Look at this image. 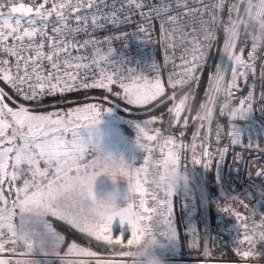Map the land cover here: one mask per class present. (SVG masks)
I'll use <instances>...</instances> for the list:
<instances>
[{
  "label": "snow or ice",
  "instance_id": "6c2138e0",
  "mask_svg": "<svg viewBox=\"0 0 264 264\" xmlns=\"http://www.w3.org/2000/svg\"><path fill=\"white\" fill-rule=\"evenodd\" d=\"M104 2L105 0H99L101 4ZM129 2L136 3V0ZM191 2L196 6L189 7L188 0H176V9L182 10L175 11V14H168L173 9L171 6H164L153 8L149 13L142 15L147 17L152 13L157 17L162 13L166 15V18L160 21V31L162 40L168 42V48H175L176 37L181 44L191 45L190 48H185V53H190V58L182 57L180 78L174 80L173 76L176 74H169L168 84L173 89L177 86H187L193 81L198 84L197 73L202 72L209 50L217 39V27L223 25L224 40L220 49V62L217 63L215 72L209 76L206 101L200 105L203 114L198 111L194 119L207 121L210 124L213 108L218 98L223 96L220 114L229 116L231 130L228 135L232 144H238L245 129L255 126V123L250 121V116L254 113L251 102L252 92L248 93L246 99L240 100L239 107H232L231 99L234 97V90L238 88V80L243 78L246 81L249 72L255 71L254 63L249 61H255V52L261 44H264V0H258L255 5L252 0H238L237 3L230 5L227 22H223L220 15L226 0H215L211 5L206 4L204 0H191ZM46 4L51 6L45 8ZM241 4L246 5L244 11L247 20L243 17L232 18L233 11L239 17ZM141 6L140 3H136L137 8ZM93 9L95 11H90ZM98 11L97 0H43V3L30 0L29 4L17 3V0H0V54L15 58L14 64L10 63L9 59L0 58V79L10 85L15 94L24 101L33 102L32 108L26 107L23 103L15 108L10 107L5 101H12L13 104H16V101L0 88V264H52L50 260L11 258L17 255L21 257L53 255L60 258L61 264H92L87 260H65L68 256L96 258L95 264H128L130 259L125 255V250L116 254L120 259L100 258L97 252L80 247L75 242L69 244L64 257H61L60 248L65 236L56 231L49 220L51 217L66 222L79 233L109 246L120 245L123 249L130 246L131 237L127 241H124L122 236L113 237V224L117 218H110L107 225H97L91 220L95 194L86 174L94 164L96 140L93 138L90 126L100 123L101 111L90 103L85 104L84 107L70 108L67 112L40 110L56 107L54 104H43L46 95L63 94L81 88H100L112 92L111 86L117 83L129 105L147 106L165 95V86L159 75L151 80L143 78L142 83L139 82L140 77H134L131 83L126 84L117 77L116 73H108L100 62H107L113 53L112 48H109L107 55H103L101 49L97 47L90 63L73 64V59L76 61L86 59L84 56L71 57L69 48H74L76 45L63 38L56 40L48 36L46 29L53 17L59 26L53 27L52 31L58 35L62 33L63 28L70 27V19L75 20L78 25L71 29L73 33L86 31L89 15L93 27H103L100 24L101 17L97 14ZM205 16L208 18L205 19ZM111 19L116 22L115 13L112 14ZM249 21L259 24V34H248L252 45L246 60L243 55L244 48L241 46L238 49V44L240 29L243 26L247 30ZM140 31L143 32L145 29L142 27ZM10 38L12 44L7 43ZM45 38L48 40V51H45ZM96 43L97 41L85 40L80 47L84 48ZM65 53L67 56L61 61V54ZM165 59L167 61L170 57L166 56ZM45 62L51 69L47 72L44 69ZM92 65L98 70V78L96 73H92L91 83L83 78L78 79L81 76L86 77L87 70ZM153 67L155 68V65ZM72 68L76 71H68ZM80 70L85 71L82 73ZM229 71L230 79H226ZM261 78H264V70L261 71ZM169 99L175 100V92ZM188 99L189 96L185 94L178 103L168 108V113L174 116L176 122H179L181 113L186 109ZM188 111L190 112L191 109L188 108ZM260 112L264 113V108H261ZM156 120L157 117L153 116L143 123L150 125ZM236 120L245 122L244 126L232 122ZM81 121L87 123L81 124ZM187 123L188 119L185 117L184 125ZM135 127L138 133L143 134L150 142L158 141L162 135L159 128L154 130L155 135H149L140 123H135ZM81 128L89 129L87 137L80 134ZM220 135V125H217V140ZM196 136L197 134L194 133V140ZM206 142L207 138H205ZM158 147L163 155L173 152L179 154L178 149L187 146L177 144L172 136H167ZM195 147L196 145L193 144V151ZM146 151L149 155L144 158L143 165L135 167L133 182L135 199L130 205L127 217L121 215L118 218L119 223L121 226L125 223L130 226L131 236L138 223H144L157 230L161 236L174 239L177 237V229L172 221L171 197L174 192H163V198L157 192H152L150 197L152 206H147L148 200L145 199L147 189L144 185L148 183L147 165L154 149L148 147ZM227 152V147L217 149L219 161L225 159ZM89 153L92 154V158L86 160L85 157ZM201 155L211 159L213 154L205 150ZM237 160L242 162V157H237ZM41 162L44 167H41ZM193 162L200 164L201 160L193 156ZM203 166L208 168L209 164L204 163ZM255 176L264 180V169L258 170ZM22 178V185L15 186ZM5 183L9 185V195L15 187V199L11 200V203L4 194ZM137 194H139L138 199ZM247 195L252 199L250 193ZM228 198L237 200L244 207L248 206L237 196L226 197ZM222 211L228 212L229 206H225ZM235 215L239 218L238 212ZM247 231L245 224L244 238L238 243L247 242L250 248H255L256 240L252 235H248ZM259 240H264V231L260 233ZM251 255H253L251 251L243 252L245 257Z\"/></svg>",
  "mask_w": 264,
  "mask_h": 264
},
{
  "label": "built area",
  "instance_id": "2783aa9c",
  "mask_svg": "<svg viewBox=\"0 0 264 264\" xmlns=\"http://www.w3.org/2000/svg\"><path fill=\"white\" fill-rule=\"evenodd\" d=\"M38 2L43 3V0H38ZM206 4L211 5L215 0H204ZM238 0H226L223 11L220 13L223 22H227L229 16V7L232 4L237 3ZM258 0H253V5H255ZM17 3L29 4L30 0H17ZM136 3H140L142 6L140 8L136 7ZM136 3H130L129 0H105L103 4L99 3L97 0L99 11L97 14L101 17L100 24L103 27H93L91 23V16L89 15V21L86 31H79L73 33L72 28H76L77 22L73 19L69 20V26L62 29L60 35L53 33L52 28L58 27L55 18H51L48 28L46 29L48 36L54 37L56 40L63 38L65 41H70L75 44L76 47H70L69 52L71 57L84 56L86 59L82 61L72 60V63H90L95 48L101 49V54L107 55L109 48L113 49L112 55L109 57L107 62L101 61V66L104 67L108 73H116L119 79H122L124 83L128 84L132 82L134 77H140V81L143 82V78L154 79L159 75L160 79H163L168 87L172 88L168 84L169 74L175 73L173 79H179L182 72L181 65L183 64L182 57L184 59L190 58V53H185V48H190L189 44H181L178 37L175 38V48H168L167 41L162 40V35L160 31V21L165 19L166 15L161 14L157 17L155 13H152L150 17L146 15L153 8H162L164 6H171L172 12L168 14H175V11H180L182 9H176V0H136ZM51 5L46 4L45 8H49ZM188 6L193 5L191 0H188ZM241 7V5H240ZM7 9H5L6 11ZM95 11V9L90 10ZM213 11H215L213 9ZM115 13L116 22L111 19L112 14ZM240 14V11H239ZM208 17L205 16V19ZM232 18H239L235 11L232 13ZM248 19V18H247ZM82 27V25H80ZM222 28L223 25L221 24ZM145 31H140L141 28ZM170 27V26H169ZM259 34V24L255 21H249L248 28L245 30L244 43L242 47L244 48V58L247 60L248 52L251 51L252 40L248 35ZM85 40L97 41L95 45L89 44L84 48L80 45L83 44ZM8 44H12L11 38L7 41ZM48 40L45 38V51L47 48ZM67 54H61V61L66 58ZM170 57L166 61L165 57ZM255 61H249L254 63L255 71L249 72L247 80L243 78L238 80V88L234 90V97L231 99L232 107H239L241 99H246L248 93L252 92V106L253 114L250 116V121L255 123V126L250 129H245L241 142L238 144L231 143V137L228 135L231 130L230 118L227 114H220V105L224 100L221 96L216 105V115L212 119L209 128L203 134L201 154L203 151L207 150L213 155L211 159L208 157H203L200 155L201 163L197 164L200 169L202 177H205L206 169L203 164L208 163L209 167L212 166L214 174V183L216 187V192L219 201L232 202L238 206L247 210V213L243 215L237 224L224 225L219 227L217 230L213 231L211 236L212 243L215 246H227L232 252L233 257L230 260L232 264H264V240H259L260 233L264 231V199L256 198L255 189L259 188L264 190V180H261L255 176L258 170L264 169V113L260 112L261 108H264V78H261V71L264 70V44H261L255 52ZM0 58L9 59L10 63L14 64L15 58L7 56V54H0ZM155 65V68L153 67ZM45 72L51 70L47 62L44 63ZM131 69V71H129ZM63 70V68H62ZM68 71L75 72L76 69H68ZM82 73L85 70H80ZM88 75L86 77L81 76L78 79H85L86 82H92V73H96L98 78L99 73L95 65H92L90 69L87 70ZM114 77V78H117ZM226 79H230V71L226 76ZM139 81V82H140ZM2 83L16 98L23 100L21 97L17 96L12 90L10 85L5 81L0 79ZM111 87H119V84H114ZM120 88V87H119ZM100 88H89V89H76L67 93H57L55 95H46L43 100L61 97L76 92H87L93 90H99ZM173 94V93H172ZM181 98H175L169 106L172 107L174 103H178ZM24 101V100H23ZM31 102V101H26ZM168 114V119L173 122L174 116ZM176 122V121H175ZM238 125L244 126L243 121H232ZM217 125H220V138L217 140ZM128 142L135 146L134 161L141 167L143 165V160L149 153L146 148L150 147L154 149L151 153V159H156L161 156L158 145L163 143L165 137H159L158 141H147L141 139V142L146 146L145 150H140L135 144V133H130L128 135ZM205 138L207 142L205 143ZM228 148L225 159L221 162L218 159L217 149ZM166 151V149H165ZM237 157H242V162L237 160ZM189 164L184 163L183 167L189 172L191 176V182L188 186L182 187L174 192L171 197L173 201V210L175 206L181 212V223L183 232L185 234V240L188 247L192 250H197L201 245V230L198 222V212H199V198L204 199L203 193L201 191V186L199 184V179L196 174V164L193 162V154H190ZM149 169L148 173V183L145 184L147 192L145 193V199L148 200L147 206H152L151 193L157 192L163 198V192L153 186L151 183L152 174L151 167L147 165ZM251 176V179H250ZM247 193H250L252 199H249ZM237 196L247 204L244 207L237 200H232L226 197ZM139 194H137V199ZM202 198V199H201ZM245 224L247 225V234L252 235L256 240L255 248H250L247 242L239 244L238 241L243 240L245 235ZM122 236L124 241H127L131 237L130 226L126 223L121 226L119 219L117 218L113 224V237ZM208 231L206 232L205 238V252L200 257H186V258H172L170 256V251L173 246V240L167 237L161 236V240L164 244L162 248H156L155 252L160 255L165 262H185L194 263L198 262L200 264H211L216 261L213 257L209 255L208 243H209ZM120 246V245H118ZM121 247V246H120ZM122 248V247H121ZM126 250V249H124ZM22 251V249H21ZM244 251H251L253 255L249 257L243 256ZM207 252V254H206ZM115 254L99 255L100 258L105 259H120ZM7 255V254H5ZM14 259L18 258H32V257H21L19 255L11 257ZM95 264V259L90 257Z\"/></svg>",
  "mask_w": 264,
  "mask_h": 264
},
{
  "label": "trees",
  "instance_id": "16d2710c",
  "mask_svg": "<svg viewBox=\"0 0 264 264\" xmlns=\"http://www.w3.org/2000/svg\"><path fill=\"white\" fill-rule=\"evenodd\" d=\"M245 7H246L245 4H241L239 18L243 17L245 20H247V16L244 11ZM216 32H217V39L213 43L212 48L209 50V55L202 69V72L197 73V75L199 76L198 84L196 81H193L187 86L184 87L177 86L175 89H173L168 87L165 81L162 79L165 86V95L159 98L156 102H153L147 106L138 107L137 111L133 112L135 116L138 117H144V118L153 117V116L157 117V120L155 121V126L156 128H159L161 130L164 137L172 136L177 144L187 146V147H181L179 149L181 153L182 166L184 165L185 162L189 164L190 161L188 157L190 156L191 151L197 159H199L201 155L204 124L203 123L200 124L198 128V132L196 133V128L199 120L194 118L198 111H201V114L203 112L202 110H200V105L206 101L205 94L209 90V76L211 73L215 72L216 65L220 60V49L223 46V40H224V32L221 25L217 27ZM240 33H241L240 34L241 38L238 44L239 46L243 44L242 36H244L245 34V28L243 26L240 29ZM0 84L3 85L2 83ZM111 88H112V92H108L105 89H99V90H93L87 92L83 91L61 97L46 99L43 100L42 102L43 104L49 105L50 102H55V101L56 102L63 101V103L69 104L72 102H84L95 98L104 99L106 95H112L113 93L118 92L119 89H121L119 87H111ZM173 92H175L177 96H184L185 94L189 96V99L187 101V107L183 111L179 122H177L176 124H173V122L170 119H168V114H167L168 106L170 103L169 96ZM11 96L14 98L13 95ZM16 99L19 101V103L21 102L24 105L29 106L30 108L33 107V102H26L19 98ZM161 100H165L166 102L161 103L160 102ZM188 108L191 109L190 112L188 111ZM215 115H216V109L215 112L213 113V118L215 117ZM185 117H187L188 119L187 125H184ZM126 131L128 133H132L135 131V129L133 127L128 126L126 128ZM181 133H183V135H181ZM194 133L197 134L195 140L193 139ZM193 144L196 145L194 151L192 148ZM199 184L201 185V191L203 193V196L205 197L204 199L201 198L202 200H200L199 198V202H198L199 205L198 222L201 230V245L197 250H192L188 247L185 240V234L182 228L181 212L179 209H177V206H175V209L173 210V214H172V221L174 222L173 224L177 227V231H179L180 248L175 251L173 250L170 251V255L173 256L174 258H186L190 256L200 257L205 252V246H206L205 238L207 231L209 237L211 236L213 231L217 230L221 226L237 224L240 218L247 213L246 209L238 206L235 203L219 201L214 183V174H213L212 166L206 169L205 177H202V183L199 182ZM225 206H229L228 212L222 211V209ZM205 210L207 211V214ZM237 212L239 213V218H237V216L235 215V213ZM206 216L208 223L206 221ZM50 220L53 226L64 234L66 238V242L72 240L76 241L77 243L88 247L90 250L95 251L98 254H115L124 250L118 245L109 246L102 241L98 242L95 240V238L88 237L86 234L79 233L78 230L72 228L66 222L59 221L55 218H51ZM208 251H209V255L216 260L217 259L230 260L233 257L232 252L229 250L227 246L225 247L221 245L215 246V244L212 243L210 237L208 243ZM54 264H56V262ZM170 264H188V263L178 261Z\"/></svg>",
  "mask_w": 264,
  "mask_h": 264
},
{
  "label": "clouds",
  "instance_id": "9594fccd",
  "mask_svg": "<svg viewBox=\"0 0 264 264\" xmlns=\"http://www.w3.org/2000/svg\"><path fill=\"white\" fill-rule=\"evenodd\" d=\"M101 143L102 141L98 138L94 164L86 176L95 194L91 220L97 225H107L110 218H119L121 215L127 217L130 212V205L135 199L133 186L135 167L122 153L103 150ZM135 144L140 150H145L146 146L141 142L138 134H136ZM148 165L151 167V183L162 192L173 193L191 182L192 178L182 166L181 156L178 153H165L156 159H150ZM100 176L106 177L112 184V190L102 197H98L95 192V183ZM121 181L127 185L126 192L123 194L125 201L123 206L117 202L121 197L118 187ZM255 194L256 198L264 199V190L256 188ZM162 247L164 244L159 232L144 223H138V227L131 236L130 246L125 250V255L130 258L128 264H166L165 260L155 252L156 248Z\"/></svg>",
  "mask_w": 264,
  "mask_h": 264
},
{
  "label": "rangeland",
  "instance_id": "374dc122",
  "mask_svg": "<svg viewBox=\"0 0 264 264\" xmlns=\"http://www.w3.org/2000/svg\"><path fill=\"white\" fill-rule=\"evenodd\" d=\"M240 38H241V35H240ZM242 40H243V43H244V36H242ZM239 42H240V39H239ZM242 45H240V46L238 45V49ZM219 62H220V60H219ZM161 81L164 84L162 79H161ZM140 82L142 83V81H140ZM0 88L4 89V91L7 93L8 96H11V93L3 85L0 84ZM115 93H119V95H115ZM115 93H113L112 95H106L104 97V99L95 98V99H90V100L84 101V102H72V103H69V104H65V103H63V101L50 102L49 105H53L54 104L56 107L55 108L49 107V108L40 109V110L41 111H45V112L46 111H63V112H67L68 109H70V108L84 107L85 104H89V103L96 105L98 107V109L101 111V117H100V123H98L95 126H90L92 128V134H93L94 140L97 141V139L99 138L102 141L101 147H102L103 150H108V151L122 153L124 155V157L126 158V160H127L128 157L131 155V150H132V147H134V145L128 142V138L127 137H128V135L130 133H128L126 131V128L128 126L129 127H133L135 129V131L132 132V133L139 134L138 130H136L135 123H140L143 127H145L146 132L149 135H155V131L154 130L156 129V126H155V121L152 124H150V125H145L143 123L145 120H150L152 117H145L144 118V117L135 116V114L133 112H136L137 108L141 107V106L127 104V101L124 99V93H123L122 89H119V91L115 92ZM172 95L173 94H171L169 97H171ZM182 97L183 96H177L175 94V98H182ZM13 100L16 101V104H13L12 101H9V100H6L5 102L8 103L10 107H14V108L17 107V105L21 103V102L19 103V101L15 97L13 98ZM172 101L173 100L170 99L169 106H170ZM216 105H217V102H216V104H215V106L213 108V113L215 112ZM25 106L29 107L27 105H25ZM169 106H168V108H169ZM108 108L110 109V111H106ZM167 113H168V110H167ZM182 113H181V115H182ZM202 114H203V112H202ZM80 123L81 124H86L87 121H81ZM176 123L177 122H175V120H173V124H176ZM201 123L204 124V131H203V134H204L207 131V129L209 128L210 124L207 121H203L202 122V121L199 120L197 128H196V133L198 132V128H199ZM79 131H80V134L82 136H84V137H87L88 134H89V129L88 128H81ZM139 135H140L141 139H144V140L146 139L143 134H139ZM161 136L164 137L163 134ZM178 151H179V149H178ZM179 154L181 156L180 151H179ZM190 154H193L192 151L190 152ZM193 156H194V154H193ZM41 167H44V164H42ZM134 167H136V166H134ZM138 167H140V166H138ZM195 170H196V174H197V177L199 179V182L202 183V175H201L200 169H199V167L197 165H196ZM118 187H119V190H120V193H121V197H120V199H121V198H123V194L126 192L127 185H126L125 182L121 181L119 183ZM111 190H112V184L106 177L100 176V177L97 178V181L95 183V192H96V195L98 197L104 196L106 192H109ZM9 203H11L10 200H9ZM206 214H207V211H206ZM198 217H199V212H198ZM50 219H51V217H49V220ZM206 221L208 223L207 216H206ZM50 222H51V220H50ZM176 229H177V227H176ZM55 230L58 231L60 234L64 235L58 229L55 228ZM172 240H173V246H172L171 250H173V251L178 250L180 248L179 231H177V237L172 239ZM73 242L77 243L76 241H73V240L69 241V242H66V238H65V241L61 245V248H60L61 257H64V254L66 253L69 244H71ZM77 244L80 247H86V246H83V245H81L79 243H77ZM86 248H88V247H86ZM99 255H106V254H98V256ZM171 257L174 258L173 256H171ZM12 259H14V258H12ZM33 259L50 260L52 262V264H54L55 262H56V264H61L60 258H58L56 256H53V255L52 256H48V257H38L37 256L36 258H33ZM65 260H87V261L93 262L90 259V257L68 256V257H65ZM169 262H173V261H169ZM189 264H198V262L189 263ZM211 264H232V263L227 261V260L217 259L215 262H213Z\"/></svg>",
  "mask_w": 264,
  "mask_h": 264
},
{
  "label": "crops",
  "instance_id": "0c3cea01",
  "mask_svg": "<svg viewBox=\"0 0 264 264\" xmlns=\"http://www.w3.org/2000/svg\"><path fill=\"white\" fill-rule=\"evenodd\" d=\"M135 149H136L135 146L132 147L131 155L128 157L127 161H128L130 164H132L133 166L138 167L139 164H138L137 162H135L134 159H133V158H134V154H135ZM91 158H92V154H91V153H89V154L85 157L86 160L91 159ZM42 164H43V162H41V165H42ZM29 178H30V177H29ZM22 181H23V178H22L21 180L17 181L15 186H21V185H22ZM3 190H4V194H5V196H6V198H7L8 200L11 201V200L15 199V187H13V189H12V194H11V195H9V185H8L7 183H5V185L3 186ZM117 202H118L121 206H123V205L125 204V201H124L123 198L118 199ZM50 256H52V255H50ZM36 257H37V256L32 257V258H36ZM38 257H44V256L40 255V256H38ZM170 263H173V262H167L166 264H170Z\"/></svg>",
  "mask_w": 264,
  "mask_h": 264
}]
</instances>
